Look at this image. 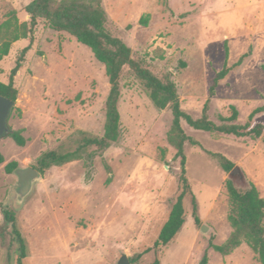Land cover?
<instances>
[{
	"label": "rangeland",
	"instance_id": "374dc122",
	"mask_svg": "<svg viewBox=\"0 0 264 264\" xmlns=\"http://www.w3.org/2000/svg\"><path fill=\"white\" fill-rule=\"evenodd\" d=\"M31 0H0V23L14 13L25 38L11 44L0 60V81L20 50L28 45ZM105 27L131 50V57L163 80L174 83L181 109L197 118L207 104L216 124L238 110L235 123L264 105V0H101ZM147 16L146 23L140 21ZM22 67L14 77L17 99L7 118L8 129L26 138L17 145L0 136V264H17V244L4 211L26 242L24 264H115L122 253L130 259L152 247L170 207L180 191L179 158L168 139L172 114L149 100L142 80L124 66L120 73L121 134L96 155L51 166L40 173L30 192L15 191L16 175L4 166L34 167L49 149L71 150L78 131L103 133L109 82L104 65L91 50L39 18ZM212 94L210 86L224 64L232 66ZM253 121L264 124V110ZM181 126L200 146L184 144L185 175L196 198L199 224L192 216L191 196L183 200L184 223L160 250V264H260L256 253L242 242L230 253L215 251L232 232L224 188L228 177L203 149L220 152L240 168L264 198V142L262 136L235 137ZM110 168L108 172L105 168ZM205 225L207 231L202 232ZM152 252L133 264H148Z\"/></svg>",
	"mask_w": 264,
	"mask_h": 264
},
{
	"label": "trees",
	"instance_id": "16d2710c",
	"mask_svg": "<svg viewBox=\"0 0 264 264\" xmlns=\"http://www.w3.org/2000/svg\"><path fill=\"white\" fill-rule=\"evenodd\" d=\"M29 15L28 33L30 39L28 45L23 47L14 65L9 71L8 81H0V95L15 102L17 99V88L14 85V77L22 67L26 52L30 49L32 43V30L36 26L37 19H44L51 29L63 31L71 35L77 42L87 46L93 53L94 58L102 63L105 68V74L109 82V91L105 100L104 124L101 135H93L85 131H78L77 146L71 150L49 149L41 152L36 158L34 168L40 173L51 166H60L62 164L85 159L88 165L96 155H102L103 151L115 143L121 134L120 113L118 101L120 97L119 78L124 66H128L133 73L143 82L146 94L153 106L163 110L169 108L172 114L171 126L168 139L176 149L174 158H179L180 172L178 183L179 193L173 201L168 217L160 228L158 236L152 247L144 249L135 257L130 258V263H135L143 254L152 252L153 255L148 264H160V250L162 247L175 237L184 223L185 208L183 204L187 193L191 196L193 221L199 224L197 215V202L185 175V154L184 144L189 142L191 145L200 146L198 141L192 139L184 132L181 121L184 120L189 126L196 130L206 132H217L235 137L250 136L258 138L262 135L264 142V124L251 120L254 114L264 110V105L256 107L248 115V122L240 125L235 123L238 117V110L230 105V115L220 117L221 123L216 124L208 118L207 104L205 103L201 115L193 118L184 112L180 107L179 97L175 85L170 80H163L155 76L147 68L131 57V50L119 37L110 34L105 23L107 15L102 7L101 0H31L24 8ZM147 16H142L140 21L146 23ZM22 24H19L14 13L0 23V60L7 56L11 44L20 38L26 37V32L21 30ZM244 58L242 55L232 66L223 65L219 70L210 86L212 94L216 84L223 79L228 71L239 65ZM264 69V66L262 67ZM11 138L17 145L23 146L26 138L19 129H8L5 134ZM203 151L214 159L219 167L228 174L224 181V188L229 201V211L227 220L232 228V232L226 242L216 245L210 242V246L226 255L237 248L242 242H245L257 255L260 264H264V198L259 195L257 187L252 181L247 180L243 171L238 168L237 173H233L235 163L220 152H212L203 149ZM4 161L0 152V164ZM18 167L17 161H9L5 164L6 173H12ZM106 170L110 168L105 164ZM4 217L11 223V234L17 244V264H24L27 255L26 242L18 228L15 225V217L12 212L5 210ZM207 256L204 254L198 264H206Z\"/></svg>",
	"mask_w": 264,
	"mask_h": 264
},
{
	"label": "water",
	"instance_id": "95a60500",
	"mask_svg": "<svg viewBox=\"0 0 264 264\" xmlns=\"http://www.w3.org/2000/svg\"><path fill=\"white\" fill-rule=\"evenodd\" d=\"M15 105V102L0 95V136L8 132L7 118L10 110ZM238 172V167L235 165L233 168V173ZM16 177L15 191L20 195L24 196L30 192L32 186L36 180L40 177V172L32 167H17L13 172ZM200 230L206 232V226L202 225ZM115 264H131L130 259L125 253H122Z\"/></svg>",
	"mask_w": 264,
	"mask_h": 264
}]
</instances>
